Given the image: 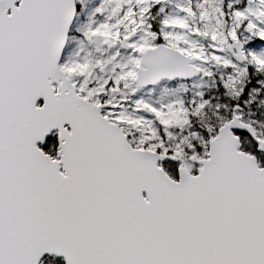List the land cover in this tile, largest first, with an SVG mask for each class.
<instances>
[{
  "label": "snow or ice",
  "instance_id": "obj_1",
  "mask_svg": "<svg viewBox=\"0 0 264 264\" xmlns=\"http://www.w3.org/2000/svg\"><path fill=\"white\" fill-rule=\"evenodd\" d=\"M0 264H264V0H0Z\"/></svg>",
  "mask_w": 264,
  "mask_h": 264
}]
</instances>
